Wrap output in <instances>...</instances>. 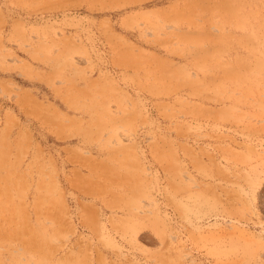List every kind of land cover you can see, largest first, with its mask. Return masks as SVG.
Returning <instances> with one entry per match:
<instances>
[{
	"label": "rangeland",
	"instance_id": "374dc122",
	"mask_svg": "<svg viewBox=\"0 0 264 264\" xmlns=\"http://www.w3.org/2000/svg\"><path fill=\"white\" fill-rule=\"evenodd\" d=\"M0 264H264V0H0Z\"/></svg>",
	"mask_w": 264,
	"mask_h": 264
},
{
	"label": "bare ground",
	"instance_id": "6f19581e",
	"mask_svg": "<svg viewBox=\"0 0 264 264\" xmlns=\"http://www.w3.org/2000/svg\"><path fill=\"white\" fill-rule=\"evenodd\" d=\"M6 214V213H5ZM36 222V221H35ZM37 223V222H36ZM6 224L9 226V227H12L11 224H12V221L11 220H7L6 221ZM86 227V226H85ZM8 237H6L5 239H7ZM28 241V240H27ZM17 243V242H16ZM20 243V242H19ZM19 247V246H18ZM21 247V246H20ZM6 248V247H5ZM23 248V247H22ZM11 249V248H10ZM25 251V250H24ZM23 253V252H22ZM26 255V254H25ZM38 255V254H37ZM47 256H49L48 254H46ZM27 256V255H26ZM38 257V256H37ZM26 258V257H25ZM38 259V258H37ZM67 260V259H66ZM11 261V260H10Z\"/></svg>",
	"mask_w": 264,
	"mask_h": 264
}]
</instances>
